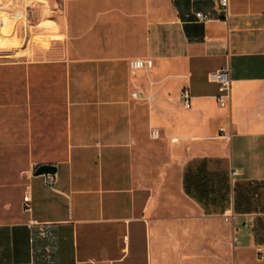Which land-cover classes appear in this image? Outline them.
<instances>
[{"label": "crops", "instance_id": "0c3cea01", "mask_svg": "<svg viewBox=\"0 0 264 264\" xmlns=\"http://www.w3.org/2000/svg\"><path fill=\"white\" fill-rule=\"evenodd\" d=\"M30 3L0 58V264H264V0L229 17L221 0Z\"/></svg>", "mask_w": 264, "mask_h": 264}, {"label": "built area", "instance_id": "2783aa9c", "mask_svg": "<svg viewBox=\"0 0 264 264\" xmlns=\"http://www.w3.org/2000/svg\"><path fill=\"white\" fill-rule=\"evenodd\" d=\"M3 2H0V9L3 7ZM22 6L24 8L20 9V13L22 17L25 19V21H28V16L31 13L32 5L30 3V0H21ZM221 7L223 11L225 12V16L229 17L230 14V0H221ZM196 16L200 20H206L209 18V16L202 12L198 11L196 12ZM24 21V22H25ZM130 65L132 68L140 69L145 67H151L153 65V60L149 58H134L130 60ZM211 80L219 83V90L221 94L219 95V100L221 106H225L227 102L223 100L222 98L225 96H229V90L231 87V78L229 75L228 69H219L214 72L210 73ZM133 96H137V92H133ZM181 99L184 102L186 107H190L191 105V96L188 88H185L181 92ZM157 134V132H155ZM236 173V171H235ZM46 181L49 183L50 186L54 187L57 182V174L56 173H45L44 174Z\"/></svg>", "mask_w": 264, "mask_h": 264}, {"label": "rangeland", "instance_id": "374dc122", "mask_svg": "<svg viewBox=\"0 0 264 264\" xmlns=\"http://www.w3.org/2000/svg\"><path fill=\"white\" fill-rule=\"evenodd\" d=\"M3 7L0 9V58H10V46L16 43L19 35L20 23L25 19L20 13L21 0H0Z\"/></svg>", "mask_w": 264, "mask_h": 264}, {"label": "water", "instance_id": "95a60500", "mask_svg": "<svg viewBox=\"0 0 264 264\" xmlns=\"http://www.w3.org/2000/svg\"><path fill=\"white\" fill-rule=\"evenodd\" d=\"M56 171V167L50 164H44L41 165L37 168L36 170V174H45V173H51V172H55Z\"/></svg>", "mask_w": 264, "mask_h": 264}]
</instances>
